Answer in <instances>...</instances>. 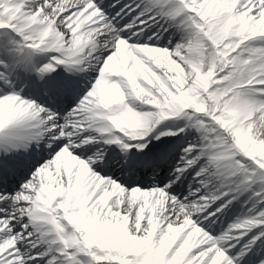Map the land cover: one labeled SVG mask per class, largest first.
Segmentation results:
<instances>
[{"label":"snow or ice","instance_id":"snow-or-ice-1","mask_svg":"<svg viewBox=\"0 0 264 264\" xmlns=\"http://www.w3.org/2000/svg\"><path fill=\"white\" fill-rule=\"evenodd\" d=\"M0 69V264H264V0H0ZM186 131L122 168L162 188L109 175Z\"/></svg>","mask_w":264,"mask_h":264},{"label":"bare ground","instance_id":"bare-ground-1","mask_svg":"<svg viewBox=\"0 0 264 264\" xmlns=\"http://www.w3.org/2000/svg\"><path fill=\"white\" fill-rule=\"evenodd\" d=\"M0 71H3V69H0ZM27 75H31L30 73L27 74ZM12 81H14L15 79L21 81V82H24L26 76L25 74H17V73H12L11 77ZM89 79V77L87 78ZM84 85H86V81L84 83ZM27 89L26 91H24L22 94L24 95H28L36 100H40V94L37 92V90L35 89H30L28 86H27ZM21 93V92H19ZM137 105L139 104V102H136ZM181 119H175V120H168V121H164L162 122L158 127L159 129H163L164 127L166 126H169V125H173V124H176L180 121ZM184 139H178L179 141L176 142V144L178 143H182V142H185L187 139H192L195 137V133L194 132H189V131H186L184 134H182ZM164 138V137H163ZM151 145V144H150ZM35 147V145H33ZM173 147H171L167 152L165 153H168V152H173L174 149H172ZM103 152V150H102ZM77 155V158L78 159H85L87 160V157L86 156H80L79 153H74ZM116 161V160H114ZM167 168L168 166L165 165L162 169H161V172L158 173V176H159V179H157V176L156 175H153V172L150 168H146V167H138L136 172L133 174L129 171L128 175H127V178L126 179H123V177H119V170L121 169L118 168V165L115 167V168H109L108 169V173L110 176L114 175L116 177H119L120 181L122 183H124V186L127 187V184L129 182L133 183V186H139L141 188H147L148 186L154 184L156 187H159V188H162L163 187V184L160 183V180H163L164 183H167V179L165 178L166 175H167ZM90 171H95V167L93 165H90ZM102 177H103V173H99ZM151 176V177H150ZM183 179V178H182ZM187 185V187H185L184 185L182 186H179L177 188V190L179 192H181L183 195H187V192H188V188H189V185L191 184V177H187V182L185 183ZM177 185H179V182H177ZM177 185H174V187H177ZM173 196H175L177 193L176 192H172L171 193ZM239 204V206H238ZM237 212V215L239 216L237 219H243V217L246 218V215H247V208L242 206V203H240V201H237L234 206L231 208V210L229 211V213L221 220V221H218L217 223V226L222 223L223 221L229 219L230 217H232V215H234L235 213ZM240 212H242L241 215Z\"/></svg>","mask_w":264,"mask_h":264},{"label":"rangeland","instance_id":"rangeland-1","mask_svg":"<svg viewBox=\"0 0 264 264\" xmlns=\"http://www.w3.org/2000/svg\"><path fill=\"white\" fill-rule=\"evenodd\" d=\"M91 73V72H90ZM93 73H92V77H93ZM180 126H182V125H180ZM179 126V127H180ZM170 128L169 127H167V128H164V130H169ZM183 144V143H182ZM181 144H179L178 145V147L180 146ZM177 148V147H176ZM186 185V184H185ZM240 203H242V201H240ZM238 206H239V204H238ZM242 213L240 212V214L239 215H241ZM239 216L237 215V212H236V214L235 215H232V217H230L229 219H227V220H225V221H223L222 223H220L218 226L216 225L215 226V231H216V234L218 235L219 234V232L220 231H222L223 229H225V228H227L228 227V225L229 224H231V223H234L236 220H238L237 218H238ZM234 218V219H233ZM243 218H245V217H243ZM259 243V242H258Z\"/></svg>","mask_w":264,"mask_h":264}]
</instances>
